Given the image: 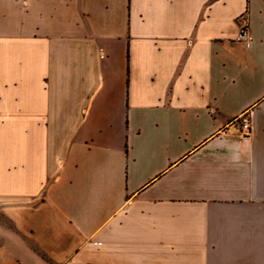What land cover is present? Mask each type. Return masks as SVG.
Returning <instances> with one entry per match:
<instances>
[{
  "label": "crops",
  "instance_id": "1",
  "mask_svg": "<svg viewBox=\"0 0 264 264\" xmlns=\"http://www.w3.org/2000/svg\"><path fill=\"white\" fill-rule=\"evenodd\" d=\"M0 264H264V0H0Z\"/></svg>",
  "mask_w": 264,
  "mask_h": 264
},
{
  "label": "built area",
  "instance_id": "2",
  "mask_svg": "<svg viewBox=\"0 0 264 264\" xmlns=\"http://www.w3.org/2000/svg\"><path fill=\"white\" fill-rule=\"evenodd\" d=\"M239 20L241 21V24L238 29V33L236 35L235 41L239 43H243L246 47L249 45V34H248V26H247V20L244 15L239 17ZM250 112H244L241 113L233 123H231L230 126H233V124L238 125V133L241 137H247L251 135L252 131V118H251ZM229 126V127H230Z\"/></svg>",
  "mask_w": 264,
  "mask_h": 264
}]
</instances>
